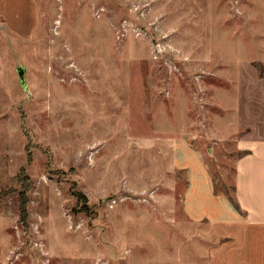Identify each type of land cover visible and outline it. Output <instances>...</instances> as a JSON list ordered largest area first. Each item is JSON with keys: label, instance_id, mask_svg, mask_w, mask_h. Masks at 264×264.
Segmentation results:
<instances>
[{"label": "rangeland", "instance_id": "rangeland-1", "mask_svg": "<svg viewBox=\"0 0 264 264\" xmlns=\"http://www.w3.org/2000/svg\"><path fill=\"white\" fill-rule=\"evenodd\" d=\"M36 1L29 39L0 30V264H207L217 238L185 217L173 159L191 168L188 137L232 190L230 110L239 62L264 78V0Z\"/></svg>", "mask_w": 264, "mask_h": 264}, {"label": "crops", "instance_id": "crops-1", "mask_svg": "<svg viewBox=\"0 0 264 264\" xmlns=\"http://www.w3.org/2000/svg\"><path fill=\"white\" fill-rule=\"evenodd\" d=\"M25 2L23 6L22 0H0V30L30 38L39 23V8L36 0ZM234 88L230 112L236 122L233 128L241 133L234 138L239 155L230 193L216 187L201 150L188 137L182 140L187 142L191 168L178 170L175 159L173 166L186 173L181 199L185 217L208 224L217 238L207 264H264V78L252 64L239 62ZM215 102L221 106L220 99ZM176 143L174 139L175 158Z\"/></svg>", "mask_w": 264, "mask_h": 264}, {"label": "trees", "instance_id": "trees-1", "mask_svg": "<svg viewBox=\"0 0 264 264\" xmlns=\"http://www.w3.org/2000/svg\"><path fill=\"white\" fill-rule=\"evenodd\" d=\"M27 161H30V157L28 156ZM18 181L20 183V186L23 190L29 187V184H27L24 180L27 178L26 174L24 173V169L21 168L19 173L17 174ZM0 194L5 195V192L0 191ZM75 195L79 196L80 198H84L85 196L82 194V192H75ZM19 211H20V222L24 224V229H26V221H27V209L24 205V198L22 196H19ZM26 201V200H25Z\"/></svg>", "mask_w": 264, "mask_h": 264}, {"label": "water", "instance_id": "water-1", "mask_svg": "<svg viewBox=\"0 0 264 264\" xmlns=\"http://www.w3.org/2000/svg\"><path fill=\"white\" fill-rule=\"evenodd\" d=\"M24 72H25L24 67H22V66L17 67V74H18L19 81L24 86V88H26L25 79H24Z\"/></svg>", "mask_w": 264, "mask_h": 264}]
</instances>
